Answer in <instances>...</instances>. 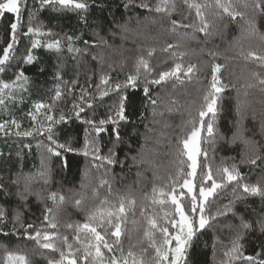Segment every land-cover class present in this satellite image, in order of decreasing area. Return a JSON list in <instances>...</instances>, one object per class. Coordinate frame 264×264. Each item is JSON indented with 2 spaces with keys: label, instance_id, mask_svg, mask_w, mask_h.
<instances>
[{
  "label": "trees",
  "instance_id": "obj_1",
  "mask_svg": "<svg viewBox=\"0 0 264 264\" xmlns=\"http://www.w3.org/2000/svg\"><path fill=\"white\" fill-rule=\"evenodd\" d=\"M86 2L89 5L86 10L69 8L53 11L51 6H46L37 11L40 5L35 0H26V8L24 0H21L22 22L25 25L23 30L27 31L28 10H31L35 16L33 24L41 27L43 32L54 35L31 37L21 34L10 50L8 61L2 66L5 71L0 72V82L11 83L19 73L27 78H21L12 89L5 90V97H8L9 92L14 95L0 105V124L7 122L5 129L0 131V184L7 190V194L0 190V209L6 213L8 220V227L0 231V264H4L9 253L25 255L30 264H48L49 259L59 260L61 250L65 253L69 251L63 243L65 236L73 244V251L81 249L77 255L82 256V246L74 240L75 225L85 221L86 213L95 212L98 208L108 209L109 205L100 204L105 198L117 206L121 198L135 200L133 209L127 213V223L123 225V252L117 251L115 254L121 257V261L123 257H127L128 264H132L133 257H128V252L131 251L137 261L151 264L155 253L144 237L148 224L141 210L147 215H163L161 206L151 202L152 190L170 183L169 177L175 176L179 171L177 137L190 130L185 125L193 116L198 118L197 109L210 82L213 62L224 65L221 76L229 87L220 102L221 110L217 118L219 134L215 147L203 146L214 157L213 169L236 163L244 176V183L264 187V160H258L256 165L240 163L242 157H264V134L261 133V123L264 122V91H261L253 75L260 73L264 76V68L241 56V52L249 50L264 51V15L257 13L253 16L251 5L254 0H231L233 7L245 13L244 19L237 17L236 21L227 16L218 18L217 13L221 10L217 8L216 0H197L205 5L202 11L211 25L207 34L198 31L199 22L195 9H189L184 0H175L173 10L159 13L154 11L159 0ZM141 3H148L153 11L138 7ZM126 4H131V7H125ZM245 4L249 7L245 8ZM13 19V14L0 16V56L3 55V48L11 42L8 28ZM173 19L183 20L190 25L195 23L197 27H177L173 30ZM250 19L255 20V28L246 22ZM69 35L80 37L72 41V47L81 51H69L66 38ZM33 38L40 41L36 48L31 46ZM100 38L106 43H101ZM53 40L61 42L59 49L45 46ZM84 40L95 41L98 46L86 50ZM168 44L179 45L175 51L187 53L183 58L184 63L197 66L198 79L194 77L191 83L177 84L175 88L172 83L151 86V96L157 99L156 116H153L152 105L144 95L143 79L138 81L139 87H127L124 95L128 97L129 119L128 122L120 123V142H116L115 134L111 132L114 125L111 124L105 126L106 130L98 138L102 154H107L110 148H114L117 162L96 168L92 165L91 157L69 153L68 166L61 168L58 166L59 162H52L49 183H34L32 188L38 195H28L26 201H21L17 191H23V178L19 186L11 184L10 180L18 173H31L35 176L38 171L41 153L44 152L43 147H38V143L45 138L35 129L41 127V122L47 127L49 121L46 120L45 113L55 119L63 115L65 119L53 126L54 132L61 142L71 138L77 147L81 146L86 135L85 128L89 127L84 120L94 118L99 121L106 118L115 99V94L110 93L102 101L98 98L93 100V97H98L96 84L99 83L100 75L107 73L113 83L123 82L129 74L135 72L137 59L141 56L150 62L154 70L167 68L172 65L173 60L169 53L162 52L161 49ZM29 49L33 59L31 63H25L24 57L29 55ZM150 49H155L151 57L147 54ZM210 51L216 53L215 58L209 55ZM73 81L76 83L73 84ZM249 84L255 87H248ZM58 89L62 93L60 98H56ZM85 91L87 96L82 101L81 95ZM85 101L92 103L93 108L89 109ZM238 102L244 116L240 130L245 139L256 142L258 153L239 138L235 143H229L238 132ZM36 103H43L49 108L41 109L37 119L33 121L29 112H36ZM74 104L84 107L80 119L76 117L78 107L74 108ZM169 107L173 111L169 112ZM141 112L144 113L143 119L140 117ZM13 120L19 124V128L12 124ZM29 130L33 131V135H16L17 131L23 133ZM183 159L186 161L187 157ZM101 181H107L111 185V193L107 185L100 186ZM82 182L84 187H81ZM231 187L222 190L216 203L209 206L210 215L216 213L217 206L236 200ZM94 189L98 190V196L94 195ZM53 192L57 193L55 203L49 199V194ZM237 195L241 199L236 200L234 211L239 216L232 213L216 216L210 221L211 226L198 232L188 251V264H224L228 261L229 257L225 256V252L230 250L231 241L236 238L237 232H243L239 227L240 216L253 226L251 230L243 232L241 243L244 254L255 256L264 247V234H261L257 225L258 220L264 219V200L259 196L243 194L242 188L238 189ZM60 196L64 197L62 204ZM77 200L82 201L80 207L75 204ZM47 209L52 210L50 216H56V229L49 228L44 219ZM164 210L168 211L169 206L165 205ZM171 211L175 215L174 207ZM16 213L20 214L24 225H34V229L28 230L30 234H34L35 229L57 233L60 239L57 240L56 250L40 249L36 241L26 238L25 229L19 224L16 226L18 234L4 235V232L12 231ZM68 225L73 227L69 228ZM156 236L159 238V233ZM104 252L105 258L110 259L112 253L107 250ZM232 264L241 262L232 261Z\"/></svg>",
  "mask_w": 264,
  "mask_h": 264
},
{
  "label": "snow or ice",
  "instance_id": "obj_2",
  "mask_svg": "<svg viewBox=\"0 0 264 264\" xmlns=\"http://www.w3.org/2000/svg\"><path fill=\"white\" fill-rule=\"evenodd\" d=\"M39 3L40 8L43 10L46 6H51L53 11H60L63 9L72 10H86L89 5L86 0H35ZM189 9H195L196 19L199 22L198 31L207 34L208 29L211 26L208 19L205 17L202 9L205 7L204 4L197 2V0H184ZM25 8L27 7L26 0H24ZM59 5V7H57ZM216 6L221 11L217 13L218 18H223L227 16L233 21H236L237 17L244 19L245 13L238 11L233 7L231 0H216ZM125 7H131V4H126ZM138 7L153 11V8L148 3H141ZM245 8L249 5L245 4ZM253 8V16L257 13L264 15V0H254L251 5ZM175 8V0H159L155 5L154 11L157 13L170 11ZM5 14H13L14 19L10 21L8 31L10 33V40L6 47L3 48V55L0 56V72L5 71L2 67L6 64L9 59L10 50L13 49L14 44L18 40L21 34L23 36H52L53 33H45L41 30V27L35 26L33 20L35 16L31 10H28V25L27 31L23 29L25 27L22 22V9L21 0H0V16ZM186 19V18H185ZM255 28V20L250 19L246 21ZM172 29L175 30L177 27L183 28H195L197 25L186 24L183 20H171ZM124 27V26H121ZM115 35V33H113ZM69 42V51L79 52L81 49H76L72 47V41L74 39H79L80 37L67 36ZM101 43H106L103 38H100ZM59 40H53L51 43H47L45 46L49 49L60 47ZM40 41L33 38L31 40L32 48L39 46ZM85 49L91 47H96L95 41L90 42L84 40ZM179 48V45L168 44L166 47L162 48V52L169 53L173 63L167 68H160L159 70H154L153 66L148 60H145L142 56L137 59L135 65V72L129 74L125 81L112 82L109 74L102 73L99 78V83L96 84V91L98 97H93V100L100 99L103 100L104 97L109 96L110 93L115 94V99L106 118L100 119L99 121L94 118H88L84 120V123L89 127L85 128V138L81 146L77 147L71 138L61 140L57 137L53 130L55 124H59L65 119L63 115L59 119H55L52 115L45 113L46 120L49 121L47 127H44L43 122H41V127L36 128L35 131L41 136H44V140L38 143V147H43L44 152L41 153V163L35 176L31 173L15 174L14 178L10 180L11 184L19 186L21 178L24 181L23 191L18 190L17 196L21 201H26L28 195L37 194L34 193L32 185L34 183L42 182L47 185L50 181L52 168V162H59L58 166L61 168H66L68 166L67 155L69 153H75L76 155H83L88 158L91 157L92 165L96 168L104 167L105 165H113L117 162V154L114 148H110L107 154H102V148L98 142V138L102 132L106 130L105 126L111 124L114 127L111 132L115 134L116 142H120V123L128 122V97L124 95V90L131 86L133 88L139 87L138 81L143 79L144 83V95L148 98V103L152 105L153 116L157 115L156 105L157 99L152 98L150 87L151 86H163L168 83H172L173 88L177 84L183 85L185 83H191L194 77H197L198 68L195 64L188 63L185 65L184 56L187 54L185 52H177L175 49ZM155 52V49L148 50V56L151 57ZM209 55L215 58V52H209ZM241 56L246 61H252L257 63L261 68H264V51L260 50H249L246 53L241 52ZM96 57H93L95 59ZM33 57L31 56V49H29V55L24 57L25 63H31ZM224 65L213 62L211 65V79L208 84L207 89L202 97V102L199 104L197 109L198 118L193 116L185 125L189 128L187 132H183L181 136L177 137V147L179 149L178 156L180 157L179 171L175 176H170V183L156 188L154 187L151 195V202L153 205L161 206V211L163 215L153 214L147 215L144 210H141V214L145 216L148 224V228L144 231V237L149 241V247L154 250V257L151 264H188V251L192 246L193 240L197 233L205 229L206 226H211L210 221L214 220L216 216H227L228 213H232L234 216H239V213L234 211V206L236 200L241 199L237 195L238 189H243V194L248 196H259L264 200V187L259 185H251L244 183V176L239 170V165L236 163L231 164V166H218L213 169L214 157L209 155V149L203 145H211L215 147L216 137L219 134L217 130V118L220 108V102L224 98V93L228 89L229 85L223 82L221 76V69ZM258 84L260 85L261 91H264V76L260 73L253 74ZM23 77V73H19L16 76V80L8 82H0V105L5 104L6 99H11L14 95L9 92L8 97H5V90L12 89L13 85L17 84ZM59 79V75L57 76ZM198 79V77H197ZM76 81H73L75 84ZM91 87V85H89ZM248 87H255V85L249 84ZM71 91V89L69 90ZM62 95L61 91L58 89L56 91V98H60ZM87 92H83L81 95V100L84 101ZM85 103H87L85 101ZM175 101H173V104ZM36 112H29L33 121L37 119V115L40 114L41 109H47L49 106L43 103H36L34 105ZM78 107L76 111L77 119H80V113L84 111L83 106H78L74 104V108ZM89 109L93 108L92 103H87ZM168 111H173L172 107L168 108ZM237 115L239 119L237 120L238 132L233 135V138L229 143H235L239 138L245 145L251 146L254 152H259L256 147V142L245 139L242 135L241 125L244 119L243 114L240 111L239 102L236 107ZM160 115H163L160 113ZM141 119L144 118V113H140ZM207 117V119H205ZM253 119L255 116L253 115ZM7 122L5 124H0V131L5 129ZM12 124L19 128V124L15 120ZM43 129V131H41ZM95 135H92V133ZM261 133L264 134V122L261 123ZM17 136H31L33 131H24L23 133L17 131ZM223 139V136L221 135ZM45 140L47 142H45ZM182 145V148H180ZM187 157L185 161L183 157ZM135 161V158H133ZM258 160H264V157L260 155H255L253 158L240 160L241 164H251L256 165ZM99 161V163H97ZM123 163V161H121ZM186 165V167H185ZM199 169V171H198ZM87 173H84L86 176ZM107 185L109 188V193H111V185L107 181H101V187ZM231 187V191L236 200L230 201L229 204L223 206H217L216 213L214 215L209 214V206L216 203V198L220 195L221 191ZM81 187H84L82 182ZM0 190H4L7 194V190L4 189V185L0 184ZM94 195H99L98 190L94 189ZM57 193L53 192L49 194V199L56 202ZM59 201L62 204L64 202V197L60 196ZM77 207H80L82 201L77 200L75 202ZM101 205H109L108 209L98 208L95 212L86 213L85 221L83 223H77L75 225V236L74 240L81 244L83 255L78 256L77 253L81 249H75L73 251V244L69 243L67 236L63 237V243L69 250L67 253L65 251H60V259H49L48 264H128V258L118 257L115 253L117 251L123 252L121 237L125 231L123 225L127 223V213L131 211L135 205L134 199H124L119 200L118 206L109 201L107 198L100 201ZM168 205L169 210L165 211L164 206ZM174 207L175 215L172 214L171 208ZM52 212L51 209H47L44 219L48 222V227L51 229H56V216L49 215ZM178 217V219H176ZM241 220L240 229L243 232H247L252 229V224L245 221L242 216L239 217ZM25 229V236L27 239L36 241L37 246L40 249H51L53 251L57 248V240L60 239L57 233L42 231L40 229H35L34 234H30L28 230L34 229V225L27 224L24 225L20 220V214L16 213L13 218L12 231L4 232V235H15L18 234L17 225ZM257 225L261 234H264V219L257 221ZM231 227V225H229ZM8 227V220L6 213L0 209V231ZM72 228L73 225H68ZM243 232L238 231L236 238L231 241V248L229 251L225 252V256L229 257L228 261L224 264H232V261H240L241 264H264V247L261 251L257 252L255 256L245 255L242 251L243 244L241 240L243 239ZM156 233H159V238H157ZM114 238V239H113ZM215 248V245L213 246ZM112 253L110 259L105 258V252ZM146 251V250H145ZM128 257H133L132 264H144V262L137 261L134 257V253L128 252ZM4 264H30L27 257L23 254L9 253Z\"/></svg>",
  "mask_w": 264,
  "mask_h": 264
},
{
  "label": "rangeland",
  "instance_id": "obj_3",
  "mask_svg": "<svg viewBox=\"0 0 264 264\" xmlns=\"http://www.w3.org/2000/svg\"><path fill=\"white\" fill-rule=\"evenodd\" d=\"M177 219H178V217H177Z\"/></svg>",
  "mask_w": 264,
  "mask_h": 264
}]
</instances>
